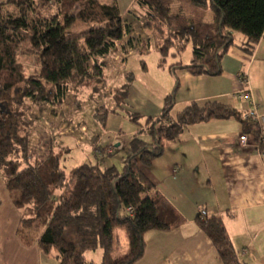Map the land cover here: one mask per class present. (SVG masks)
<instances>
[{
	"label": "trees",
	"instance_id": "obj_1",
	"mask_svg": "<svg viewBox=\"0 0 264 264\" xmlns=\"http://www.w3.org/2000/svg\"><path fill=\"white\" fill-rule=\"evenodd\" d=\"M149 11L147 26L155 32L157 49L166 58L177 45L183 52L192 44L188 65L178 62L170 71L192 76L222 75V60L234 47V33L246 38L242 50L252 54L264 34V0H137ZM13 8V9H10ZM57 15L43 17L39 9ZM214 12L207 21L209 11ZM77 23L89 26L73 34ZM128 25L116 3L99 0H9L0 4V171L15 207L21 212L19 237L29 243L38 238L44 254L59 264H93L88 253L103 250L102 264H137L145 254V236L152 231L178 228L185 219L161 195L144 173L178 141L188 127L212 120H238L244 134L258 135L256 123L235 108L216 100L192 102L172 117L174 96L165 98L159 118L131 115L147 135L132 139L124 157L123 171L114 166L83 164L67 170L69 152L47 158L29 157L30 108L25 100L60 108L68 94L95 93L106 88L102 58L125 46ZM34 55L39 73L28 77L20 56ZM165 59L160 67H166ZM134 77L116 93L117 107L129 97ZM121 95V98L119 96ZM111 111L99 108L104 122ZM56 114V112H55ZM99 138L96 147H102ZM96 157H111L103 147ZM114 152V151H113ZM103 153V154H102ZM210 238L223 264L239 261L223 222L202 212L195 220ZM118 230L129 240V252L119 256Z\"/></svg>",
	"mask_w": 264,
	"mask_h": 264
},
{
	"label": "crops",
	"instance_id": "obj_2",
	"mask_svg": "<svg viewBox=\"0 0 264 264\" xmlns=\"http://www.w3.org/2000/svg\"><path fill=\"white\" fill-rule=\"evenodd\" d=\"M8 1L0 0V4ZM99 1L102 4L114 2L118 5L129 32L144 24L143 17L140 16L143 10H138L137 0ZM234 37L236 47L223 58L222 75L192 76L181 71L182 81L188 82L196 89L194 97L186 102L189 104L216 100L244 114L247 104L239 95L245 88L240 76L247 74L250 88L260 105L259 113L264 115V34L252 54H247L241 48L246 42L243 35L234 33ZM191 59L192 56L188 63H181L188 65ZM104 69L106 74V67ZM123 82L121 88L127 81ZM116 93L113 96V105H117ZM132 94L133 87L130 88L129 97L123 107L128 106ZM72 99L74 101V98ZM45 108L49 111L51 119H56L55 114H52L56 108L44 105L40 111L38 122L46 128L47 122L43 119ZM110 111L113 112L112 109ZM160 114L151 118L157 119ZM79 118V121H82L80 116ZM33 127L31 123V129ZM107 133L108 131L100 135L101 143L102 138H105L106 144L112 143L117 148L124 149L128 146L129 140L126 141L119 134L115 135L116 133L112 137ZM243 135V127L235 119L195 124L185 129L178 141L168 145L163 153L168 162L165 167L167 184L154 173L157 160L150 168H143L156 190L174 206L185 222L172 231L147 233L145 254L137 264H223L212 241L195 222L202 212L223 222L241 263L264 264V147L257 150L253 146H243L240 141ZM84 140L86 141L85 136ZM53 141L56 143L55 139ZM55 143H52L51 148L56 152ZM90 145L87 141L83 142L88 152L81 159L79 166L86 163L100 164L101 167L113 166L111 160L102 159L103 153L101 157L92 154L93 147ZM63 147L59 144L57 148ZM68 149L71 155L74 150L71 147ZM31 153L30 141L29 157L34 159ZM89 155L95 157L94 162H90ZM20 220L21 212L13 204L0 171V264H59L56 258L43 253L38 238H33L27 243L19 237ZM120 250L121 244L117 252L120 253ZM87 255L86 260L95 264L94 261L88 260ZM102 259L103 254L99 257L98 264H102Z\"/></svg>",
	"mask_w": 264,
	"mask_h": 264
},
{
	"label": "rangeland",
	"instance_id": "obj_3",
	"mask_svg": "<svg viewBox=\"0 0 264 264\" xmlns=\"http://www.w3.org/2000/svg\"><path fill=\"white\" fill-rule=\"evenodd\" d=\"M138 10H143L141 12L143 14L140 16L143 17L144 24L135 31L126 34L124 48L119 46V48L102 58L103 62L106 64L105 78L108 82L106 88L96 92L95 96L94 94L89 95V92L84 91L82 94H68L63 105L52 112V114L56 112V119H51L49 111H46L48 107L45 108L43 113L45 118L43 119H46V128L43 124H39L38 122L39 116L41 117L40 111L43 109L44 105H38L30 100H25V105L30 108L28 118L30 123L34 125L33 129H31L32 134L29 136V143L31 141V155L34 156L33 158H47L52 143H55V141H53L55 139V145L57 147H59V144L64 146L60 149L56 147V152H69L68 147L74 150L70 156H67V161L64 163V167L70 170L74 166H79L81 159L88 152L83 146V142L86 143L87 141L91 144L90 147H93V154L95 150H100V147H96L98 145L97 140L101 137L100 135L106 131H108V136L112 137V135L114 136L116 133L115 135L119 134V136L126 139V141H131L135 137H142L144 134L143 139L148 141L150 138L146 133L149 126L145 125L142 127L143 129H140L139 124L144 125L148 119L162 113L164 101L167 96H174L175 106L172 110V117H176L178 113L190 104H187L186 101L194 97L196 91L195 87L186 81H182L181 70L173 72L170 71L168 67L179 61L188 63L192 56V44H187V48L183 52H180L178 50L179 47L175 45L170 49L167 57L163 58L157 49V36L155 32L147 26L149 16L148 9L139 7ZM39 12L43 17L58 14L55 8L52 12L43 9H39ZM213 16L214 12L210 10L207 21H211ZM88 29L89 26L77 23L71 32L77 34L87 31ZM239 36L242 35L239 34ZM163 59H165V65H167L165 68L160 67V63ZM18 60L28 77L35 76L39 73V62L36 56H20ZM130 76L134 77L132 84V99L126 108L123 107V105L117 107V105H113V96L121 89V82L127 81ZM72 98H74L75 102ZM119 98H121V95ZM105 107H108L109 110L112 109L113 112L107 115L106 121L102 122L96 117V112L97 109H103ZM79 111L81 114L78 115L77 112ZM131 115L140 117L138 121L139 124L132 121L130 118ZM79 116L82 121H79ZM84 127L86 128L83 129ZM84 136L86 141L84 140ZM104 139L105 138H102V143L100 142V144L105 148V151H107L109 148L107 145L113 144H106V140ZM62 141H64V143H62ZM113 150V156H105V158L102 159H104V161L111 160L112 165L119 172H122L127 149L124 151L123 147L117 148L113 146ZM163 155L157 159L154 173L167 184L165 167L168 162L167 156ZM94 158V156L90 157V162H94ZM117 233L121 244V250L118 255L124 256L129 252V240L124 230H118ZM102 254L103 250L99 249L96 252L89 253L87 257L89 261L92 260L95 264H98L99 257H101Z\"/></svg>",
	"mask_w": 264,
	"mask_h": 264
},
{
	"label": "built area",
	"instance_id": "obj_4",
	"mask_svg": "<svg viewBox=\"0 0 264 264\" xmlns=\"http://www.w3.org/2000/svg\"><path fill=\"white\" fill-rule=\"evenodd\" d=\"M240 81L245 88L241 93H239V95L246 100L247 104L246 112H244V118L256 123L259 130L258 135L244 134L240 141L243 146H253L257 150H261L264 147V115L259 113L260 105L250 88L247 74H241ZM113 146L115 145H112L106 151L108 154L113 153Z\"/></svg>",
	"mask_w": 264,
	"mask_h": 264
}]
</instances>
